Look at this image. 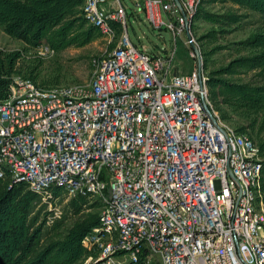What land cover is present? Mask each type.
Returning a JSON list of instances; mask_svg holds the SVG:
<instances>
[{
  "label": "built area",
  "instance_id": "2783aa9c",
  "mask_svg": "<svg viewBox=\"0 0 264 264\" xmlns=\"http://www.w3.org/2000/svg\"><path fill=\"white\" fill-rule=\"evenodd\" d=\"M82 1L114 46L85 84L13 79L0 99V178L38 193L48 224L63 213L57 188L100 201L91 264H264L262 159L211 99L192 32L202 0H134L171 33L164 51L132 42L122 0ZM179 38L188 73L175 65Z\"/></svg>",
  "mask_w": 264,
  "mask_h": 264
},
{
  "label": "trees",
  "instance_id": "16d2710c",
  "mask_svg": "<svg viewBox=\"0 0 264 264\" xmlns=\"http://www.w3.org/2000/svg\"><path fill=\"white\" fill-rule=\"evenodd\" d=\"M225 1L264 17V0ZM82 2L0 0V26L9 36L33 47L45 40L55 50L70 44L83 46L94 40L100 30L85 18ZM219 18L227 24L240 20L237 14ZM240 45L252 52L237 56L226 66L211 72L208 80L211 99L217 110L226 105L260 111L264 109V31L252 34ZM19 57V52H0V99L8 95ZM249 72H255L259 81L233 78ZM257 145L262 155L264 140ZM261 180L264 190V159ZM64 194L62 189H55V197L60 200L66 198ZM100 206V201L89 204L86 197H72L62 216L47 226L48 204L41 196L25 183L10 184L8 178H0V264H75L85 257L97 256L96 251L86 247L85 238L100 223V213L95 211ZM69 217L75 218L74 222L61 232Z\"/></svg>",
  "mask_w": 264,
  "mask_h": 264
},
{
  "label": "rangeland",
  "instance_id": "374dc122",
  "mask_svg": "<svg viewBox=\"0 0 264 264\" xmlns=\"http://www.w3.org/2000/svg\"><path fill=\"white\" fill-rule=\"evenodd\" d=\"M122 1L127 6L128 32L135 45L149 51H164L172 46V36L169 31L153 28L145 11L137 9L134 0ZM227 14H237L240 20L231 24L220 22L219 17H224ZM263 31L264 17L262 15L225 0H202L192 26L198 50L203 57L204 68L209 75L212 71L226 66L233 58L252 52L251 49L240 45L241 41L252 34ZM113 46L114 43H110L109 38L99 32L94 40L83 46L70 44L63 49L55 50L50 42L45 40L38 47H33L9 36L0 26V52L4 54L20 53L13 79H31L43 86L55 87L88 83L93 75V59L107 54ZM48 49L54 50V52L51 53ZM175 65L180 67L182 73H188L193 68L190 49L181 38L177 41ZM233 78L241 81H259L255 72L240 73ZM219 108L215 109L223 123L249 136L256 145L260 140H264V109L248 111L241 107L226 105H221ZM259 157L264 159V152L261 155L260 149ZM64 195L66 196L64 200H60V198L54 200V205L59 207L62 212L70 199L67 194ZM94 202L97 200H93L89 204ZM101 209L102 206L97 207L95 211L100 213ZM74 220L75 218H67L60 231H65ZM91 263L88 256L75 264Z\"/></svg>",
  "mask_w": 264,
  "mask_h": 264
},
{
  "label": "water",
  "instance_id": "95a60500",
  "mask_svg": "<svg viewBox=\"0 0 264 264\" xmlns=\"http://www.w3.org/2000/svg\"><path fill=\"white\" fill-rule=\"evenodd\" d=\"M195 49H196V47H195ZM197 50V49H196Z\"/></svg>",
  "mask_w": 264,
  "mask_h": 264
}]
</instances>
